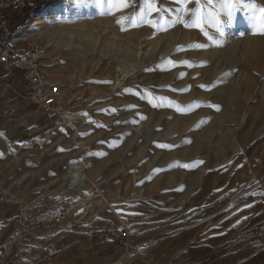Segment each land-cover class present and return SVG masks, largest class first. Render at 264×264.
Instances as JSON below:
<instances>
[{
	"label": "rangeland",
	"instance_id": "obj_1",
	"mask_svg": "<svg viewBox=\"0 0 264 264\" xmlns=\"http://www.w3.org/2000/svg\"><path fill=\"white\" fill-rule=\"evenodd\" d=\"M240 3L203 30L190 23L195 0L138 11L72 0L37 14L23 32L49 81L75 83L89 102L78 133L39 125L23 142L0 141V189L39 202L83 162L111 207L99 200L86 219L127 233L120 264H264V58L247 67V50L264 40V0ZM42 16L57 18L31 32ZM245 75L256 82L249 90ZM176 122L183 131L170 134Z\"/></svg>",
	"mask_w": 264,
	"mask_h": 264
},
{
	"label": "built area",
	"instance_id": "obj_2",
	"mask_svg": "<svg viewBox=\"0 0 264 264\" xmlns=\"http://www.w3.org/2000/svg\"><path fill=\"white\" fill-rule=\"evenodd\" d=\"M67 0H0V67L17 71L29 86L26 102L34 106L51 124L52 130L70 128L75 133L83 124L82 118L88 99L77 94L73 82L61 84L50 82L41 50L27 38L24 30L37 14L52 9ZM159 0H127L133 11ZM14 18L16 20L14 21ZM32 19V21H31ZM27 20L30 22L27 23ZM26 27L25 29L23 26ZM2 116L15 114L13 107L2 111ZM85 163H70L65 170L62 189L41 201L20 204L6 191L0 189V206H14L12 224L14 235L9 245L0 249V264H33L48 253L51 244L59 243L61 232L76 213L86 216L104 197L100 187L84 179ZM110 238L120 249L128 247L127 233L109 225ZM36 238L37 250L32 252L34 242L24 239Z\"/></svg>",
	"mask_w": 264,
	"mask_h": 264
},
{
	"label": "crops",
	"instance_id": "obj_3",
	"mask_svg": "<svg viewBox=\"0 0 264 264\" xmlns=\"http://www.w3.org/2000/svg\"><path fill=\"white\" fill-rule=\"evenodd\" d=\"M28 91L29 86L22 81L19 72L0 67V141L23 142L32 135L36 136L39 125L44 130H52L49 129L50 122L26 102ZM7 107H13L15 114L2 116V111ZM11 207L3 205L1 209L0 206V249L9 245V239L15 232L12 224L14 209ZM93 210L94 208L84 217L77 213L81 217L79 219H73L72 216L63 227L62 241L51 244L48 253L40 259L35 258L33 264H120V260L114 258V255L121 249L110 238V224L107 221L95 223L86 219ZM24 240V243L34 242L31 251L35 253L37 239ZM178 264L195 263L185 259Z\"/></svg>",
	"mask_w": 264,
	"mask_h": 264
},
{
	"label": "bare ground",
	"instance_id": "obj_4",
	"mask_svg": "<svg viewBox=\"0 0 264 264\" xmlns=\"http://www.w3.org/2000/svg\"><path fill=\"white\" fill-rule=\"evenodd\" d=\"M75 2V1H74ZM72 3V0H67V2L66 3H64L63 5H61L59 8H58V12H61V11H63V10H65L68 6H70V5H72L71 4ZM74 4V3H73ZM56 18H57V16H54V17H52V18H46V17H44V16H42V17H39L38 19H37V21L35 22V24H34V26H33V28L31 29V32H33V31H39V30H43V28H44V26L46 27V25L49 23V21L48 20H56ZM31 35V34H30ZM263 58H264V40L262 41V42H260L258 45H256L255 44V46H252L251 48H249L248 50H247V60H249L250 61V63H247V67L249 68V70H257V69H259L260 68V64L258 63L259 61H262L263 60ZM258 61V62H257ZM192 74V73H191ZM126 78V75H119V76H117V78L115 79V82H114V86H121L122 84H123V82H124V79ZM242 80V79H241ZM243 84L245 85V88H246V90H249L250 88H252L255 84H256V82H255V79L253 78V76H247V75H245L244 76V79H243ZM229 116V115H228ZM227 117V116H226ZM228 118V117H227ZM178 119H179V117H178ZM178 121V120H177ZM170 124V123H169ZM182 125H183V123H181V124H178V122H176V125H173L172 127H170L169 126V128L170 129H168L169 131V133L171 132V133H174V132H177V133H180V132H182L183 131V129H182ZM175 126H176V129H175ZM167 127V126H166ZM161 131V130H160ZM165 132H167V128H166V131ZM162 133V132H161ZM170 133V134H171ZM166 134V133H165ZM168 134V133H167ZM194 134V133H193ZM192 134V135H193ZM198 134H199V132H198ZM196 135L195 137H194V135H193V137H192V142L194 143V149L195 150H199L200 148H201V141L198 139V136L199 135ZM50 134H48V135H46L47 137H50L49 136ZM37 143H35L34 145H36ZM26 147V146H25ZM85 171V170H84ZM85 173V172H84ZM84 178H85V174H84ZM171 193V194H170ZM164 195V194H163ZM168 197H169V199H174L175 198V192H173V191H170L168 194ZM161 197V196H160ZM171 199V200H172ZM102 200H103V203H104V205L105 206H107V207H109V208H111L109 205L110 204H108L107 203V200H106V198H102Z\"/></svg>",
	"mask_w": 264,
	"mask_h": 264
},
{
	"label": "snow or ice",
	"instance_id": "obj_5",
	"mask_svg": "<svg viewBox=\"0 0 264 264\" xmlns=\"http://www.w3.org/2000/svg\"><path fill=\"white\" fill-rule=\"evenodd\" d=\"M116 2L126 3L127 0H116ZM176 2L186 5L191 3L192 0H176ZM195 3L196 8L191 12L192 19L190 23L197 28H201V30H203V26L206 24L218 25L221 15H226L231 20L238 7L242 6L240 0H204V4L207 6V12L205 13L204 7L201 6L202 0H195ZM184 11L187 12L188 10L184 9ZM259 12L261 16H264V8H260ZM188 26L189 24L185 23V27Z\"/></svg>",
	"mask_w": 264,
	"mask_h": 264
},
{
	"label": "trees",
	"instance_id": "obj_6",
	"mask_svg": "<svg viewBox=\"0 0 264 264\" xmlns=\"http://www.w3.org/2000/svg\"><path fill=\"white\" fill-rule=\"evenodd\" d=\"M16 20V18H14V21ZM28 22H30V20H27V23L26 24H28ZM26 24H25V26H23V28L25 29V27H26Z\"/></svg>",
	"mask_w": 264,
	"mask_h": 264
}]
</instances>
